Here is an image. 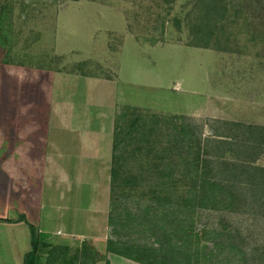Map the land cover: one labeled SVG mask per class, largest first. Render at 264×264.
Here are the masks:
<instances>
[{
  "label": "rangeland",
  "instance_id": "rangeland-1",
  "mask_svg": "<svg viewBox=\"0 0 264 264\" xmlns=\"http://www.w3.org/2000/svg\"><path fill=\"white\" fill-rule=\"evenodd\" d=\"M194 1L0 0V218L14 219L23 212L34 225L44 202L47 229L65 234L47 240L56 262L73 257L83 242L96 253L80 256L73 264H111L109 258L118 255L106 252L110 238L137 245L154 242L127 219L138 201L145 208V200L135 195L115 203L114 225L108 221L104 248L99 241L94 246L80 239L88 222L100 236L105 208L108 217L112 212L101 169L92 190L78 194L80 212L75 220L65 210L73 202L62 201L60 189L50 198L43 196L47 184L40 172L49 108L45 83L56 73L99 83L98 105L103 100L108 112L109 104H116L113 133L127 109L194 119L203 138L216 129L243 139V131H233L231 122L264 127V16L256 10L257 1L233 0L235 11H243L238 24L221 36L233 39L230 50L189 44L183 21ZM175 17L181 20L180 28ZM11 128L22 130L21 142H8ZM256 164L264 167V154ZM155 211L163 225L173 230L184 227L187 232V237L173 238V244L184 250L183 264H264L262 218L226 211H178L168 204ZM120 216L130 228L122 227ZM29 236L26 224L0 222V255L29 251ZM64 247L70 249L67 255L61 253ZM43 257L45 264L47 255Z\"/></svg>",
  "mask_w": 264,
  "mask_h": 264
},
{
  "label": "trees",
  "instance_id": "trees-1",
  "mask_svg": "<svg viewBox=\"0 0 264 264\" xmlns=\"http://www.w3.org/2000/svg\"><path fill=\"white\" fill-rule=\"evenodd\" d=\"M256 1V10L264 16V0ZM232 5L233 0H195L183 21L189 44L230 50L233 39L221 36L238 24L243 11L241 8L235 11ZM174 23L180 28V18L175 17ZM118 120L112 142L109 225H114L115 203L138 196L145 200V208L138 201L134 212H127V219L134 222L133 228L146 232L154 242L137 245L110 238L107 253L138 264H183L180 258L184 250L173 244V238L187 237V232L184 227L173 230L163 225L155 211V207L167 204L178 211H226L264 219V167L256 164L264 154V127L229 123L233 131H243V139L239 140L236 133L224 135L216 129L210 137L203 138L202 127L185 116L163 117L127 109ZM121 220L120 216L123 228H130ZM0 222L27 225L31 250L25 255L24 264H41L40 259L45 255V264L58 263L59 260L52 259L53 250L47 243L50 236L39 233L25 216L17 220L0 218ZM61 250L67 255L70 249ZM92 252L96 253L94 248L83 242L74 251V259L63 258L58 264H73L80 256Z\"/></svg>",
  "mask_w": 264,
  "mask_h": 264
},
{
  "label": "crops",
  "instance_id": "crops-1",
  "mask_svg": "<svg viewBox=\"0 0 264 264\" xmlns=\"http://www.w3.org/2000/svg\"><path fill=\"white\" fill-rule=\"evenodd\" d=\"M98 84L97 81L82 80L79 77H68L57 73L52 80L45 83L49 108L44 117L46 129L40 172L47 184V191L44 190L43 196L50 198L52 193L60 189L61 200L73 202L72 208L65 209L67 212H71L73 220H75V214L80 212L76 205V201L79 199L78 194L85 189L92 190L91 185L96 182L98 169H101V173L105 175L104 183L110 192L109 171L112 160L113 111L115 112L116 104L111 100L112 103L107 107L108 112L103 100H101V106L98 105L96 95ZM107 86H110V89L112 87V85ZM110 105H113L112 112ZM7 139L9 143L11 140L14 141V144L21 142L23 140L22 130L11 128ZM0 161L2 162L1 159ZM46 209L45 203L42 202L34 224L39 233L48 234L50 239L65 235L60 230L51 232L47 229ZM16 215V218L12 220H17L18 216H25L27 219L23 212H18ZM6 224L18 226L25 223ZM92 226L88 222V229L84 232L85 234H81L80 239L92 241L94 246L98 245L99 241L101 247L104 248L109 230L108 207L105 208L99 224L102 233L100 236L94 234ZM29 251H6L5 255H0V264H24V257ZM109 260L111 264H136L118 256L110 257ZM40 262L44 264L43 256Z\"/></svg>",
  "mask_w": 264,
  "mask_h": 264
}]
</instances>
